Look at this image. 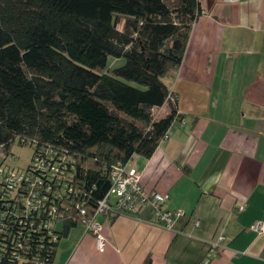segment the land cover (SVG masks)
Returning <instances> with one entry per match:
<instances>
[{
	"label": "trees",
	"instance_id": "1",
	"mask_svg": "<svg viewBox=\"0 0 264 264\" xmlns=\"http://www.w3.org/2000/svg\"><path fill=\"white\" fill-rule=\"evenodd\" d=\"M202 12L199 0H0V150L31 145V163L11 169L49 181L53 166L71 185L55 176L36 207L27 182L0 175V264H53L60 237L80 223L63 202L93 211L114 166L151 157L184 120L170 83ZM109 56L125 63L105 71ZM54 203L71 216L49 228Z\"/></svg>",
	"mask_w": 264,
	"mask_h": 264
},
{
	"label": "crops",
	"instance_id": "2",
	"mask_svg": "<svg viewBox=\"0 0 264 264\" xmlns=\"http://www.w3.org/2000/svg\"><path fill=\"white\" fill-rule=\"evenodd\" d=\"M199 3L170 83L185 118L151 157L129 162L182 215L171 228L152 222L149 208L100 215L104 250L77 223L60 237L53 264H264V231L252 229L264 221V0ZM159 109L166 115L170 106ZM219 235L222 247L205 263Z\"/></svg>",
	"mask_w": 264,
	"mask_h": 264
},
{
	"label": "built area",
	"instance_id": "3",
	"mask_svg": "<svg viewBox=\"0 0 264 264\" xmlns=\"http://www.w3.org/2000/svg\"><path fill=\"white\" fill-rule=\"evenodd\" d=\"M129 162L127 164L118 163L114 166L112 169V185L104 198L98 201L93 211H89L86 203L82 200L76 202L71 200L70 205H66L63 202V206L66 207H70L73 204L80 223L85 225L87 231L96 236V243L100 250H104L105 246V237L102 233L103 223L99 220L100 215L106 216L111 221L116 214L137 215L142 208H149L152 212L151 221L167 228H171L175 220L182 215L180 210H170L164 206V202L169 198L168 194L161 193L157 190L146 189L141 182L139 173L129 166ZM35 165L45 166L43 163H35ZM51 168L54 170L52 176H58L57 182L62 184L65 189L71 190V185L68 182L69 177L61 174L58 175V169L53 166ZM2 173L5 175L3 176ZM0 175L3 176V180H7L6 182H27L30 187L31 198V200L27 201V204L37 205L36 207L44 204L46 199L41 194V190L50 193L53 189L50 181H55L54 177H46L49 181H45L44 177L36 176L34 173H16L9 166L1 167ZM33 177L35 178L34 180H32ZM70 180H72V176H70ZM58 198L55 197V200H59ZM46 212L49 216V220L47 221L49 228L53 227L57 221L71 216L70 212L67 214L65 210H60L55 203L49 205ZM198 223L199 221H196V224ZM252 229L257 232L264 231V221L256 220L252 225ZM224 239L225 237L223 235H219L210 242V256L205 258V263H209L211 258L218 254Z\"/></svg>",
	"mask_w": 264,
	"mask_h": 264
},
{
	"label": "rangeland",
	"instance_id": "4",
	"mask_svg": "<svg viewBox=\"0 0 264 264\" xmlns=\"http://www.w3.org/2000/svg\"><path fill=\"white\" fill-rule=\"evenodd\" d=\"M125 63V57H108L107 67L108 69H113L119 67ZM173 81V80H172ZM157 116L164 115L162 109H156ZM34 148L31 145H20L15 142L12 145L10 153L6 154L4 151L0 150V168L3 166L14 167L16 169H24L30 163L33 156Z\"/></svg>",
	"mask_w": 264,
	"mask_h": 264
}]
</instances>
